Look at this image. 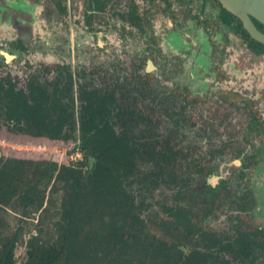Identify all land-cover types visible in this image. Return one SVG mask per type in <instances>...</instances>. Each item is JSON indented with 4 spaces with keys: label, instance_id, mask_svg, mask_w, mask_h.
Masks as SVG:
<instances>
[{
    "label": "rangeland",
    "instance_id": "1",
    "mask_svg": "<svg viewBox=\"0 0 264 264\" xmlns=\"http://www.w3.org/2000/svg\"><path fill=\"white\" fill-rule=\"evenodd\" d=\"M49 2L0 0V76H9L16 88H24L29 71L38 69L42 78H48L52 77L55 64L70 63L75 81L91 77L96 84L106 83V89L114 92L118 103L125 104L126 111L134 108L135 97L136 105L157 120L161 110L153 109L149 96L127 91L135 83L131 64L141 62L145 69L146 60L152 59L153 68L143 70V75L152 79L150 87H154L156 97L164 91L182 94L187 101L185 114L191 121L171 122L169 126L176 129L175 133L160 126L171 143L188 153L186 158L174 159L162 156L161 137L145 136L146 124L137 113L131 117L127 113L124 120L114 123L119 134L125 132L138 142L131 178H137L133 183L135 202L146 230L166 240L178 236L182 248L187 250L190 245L185 244L183 235L196 224L227 236L240 224L259 231L245 241L258 247L257 264H264V56L252 57L239 42L232 50L233 43L227 38L206 29L189 11L174 6L153 16L150 30L141 32L123 29L111 18L100 19L89 30L79 23L82 0H75L74 4L67 0V15L60 19ZM140 10L143 15L157 11L150 4H143ZM19 38L27 48L13 46ZM240 106L253 113L250 126L244 117L235 121L233 116L221 115ZM237 133L248 140L250 148L245 154H254L241 181L255 201L247 210L236 207V190L227 177L238 164L234 163L232 139ZM77 146L82 148L84 159L77 165L69 164V152ZM0 156L18 163L29 161L24 166L31 167L34 175L29 189L0 188V231L19 238L15 249L19 264L25 258L29 238L45 244L61 242L59 223L61 200L66 192L65 174L69 168L88 174L96 158L91 148H83L77 132L52 139L2 118ZM153 168L161 170L164 178L157 186L149 187L142 177ZM215 175L222 181L211 180ZM207 200L209 206L202 204ZM177 206L190 210V220L177 218L168 210Z\"/></svg>",
    "mask_w": 264,
    "mask_h": 264
},
{
    "label": "trees",
    "instance_id": "2",
    "mask_svg": "<svg viewBox=\"0 0 264 264\" xmlns=\"http://www.w3.org/2000/svg\"><path fill=\"white\" fill-rule=\"evenodd\" d=\"M237 21V28L249 37L238 17ZM250 43L254 50H264V43L252 36ZM106 85L85 79L78 83L75 96L68 70L42 79L32 74L27 89H15L9 78L0 77V118L52 139L67 138L77 132L83 148H91L96 158L88 174L75 168H69L65 174L66 192L61 200L59 223L61 242L45 244L29 238L25 258L19 264H257L258 247L245 240L259 231L245 229L240 224L230 236L196 224L183 235L185 244L190 245L187 250L182 248L178 236L166 240L146 230L135 202L133 183L137 178H131L138 142L125 132L119 134L114 123L124 120L127 113L130 117L137 113L145 121V136L161 137L163 157L186 158L188 153L171 143L165 131L152 127L150 113L143 109L136 111L135 107L126 111L125 104L118 103ZM127 91L136 94L146 93L148 89L144 81H139ZM171 118L174 123L182 121L180 116ZM202 129L207 132L205 127ZM166 131L175 133L176 129ZM235 135L234 156H238L244 153L248 140L244 135ZM243 155L241 166L231 171L228 181L236 190V207L247 210L255 201L241 181L254 154ZM25 163L29 161L18 163L0 156L1 189L15 191L31 187L34 175ZM147 173L142 179L149 187L157 186L164 178L157 168ZM168 210L177 218H191L188 208L177 206ZM18 242V237L0 231V264L17 263Z\"/></svg>",
    "mask_w": 264,
    "mask_h": 264
},
{
    "label": "flooded vegetation",
    "instance_id": "3",
    "mask_svg": "<svg viewBox=\"0 0 264 264\" xmlns=\"http://www.w3.org/2000/svg\"><path fill=\"white\" fill-rule=\"evenodd\" d=\"M74 1L75 0H69L70 4H74ZM82 2L84 5L82 15H81L82 22H79V21L78 22L80 24L87 26L89 30H93L96 23H98L100 19L105 20V19L111 18L114 22L123 26V29L127 30L128 28L131 31L138 30L141 32H146L150 30L149 27L151 25L153 16L155 17L156 15H162L163 11L167 7L174 6L177 9L178 8L181 9L182 11H189V13L191 14V17L197 22H201V24L204 25L206 29L212 30L214 32H218L221 36H223V38H227L229 43L230 42L233 43L231 44L232 50H234L235 42H239V43L244 44L243 45L244 50L247 51V53L250 54L252 57L264 56V50L256 51L251 47L250 45L251 35L249 34V37H248L242 32L241 29L237 28V23H238L237 17L238 16L232 11L228 10L223 5L221 0H82ZM49 4L53 7V9L56 10L55 12L57 13H55V16L58 19H60L62 15H67L66 14L67 9H68L67 0H50ZM143 4L144 5L148 4V6L150 4V6H154V8L157 10L156 13L153 15L152 14L143 15L142 11L140 10V6H142ZM250 18L255 24V26L261 32L264 33V23H262L260 20H258L256 17L252 15H250ZM66 19L67 18H65V20ZM239 20L241 24L243 25L240 18ZM150 37H151V40L155 41L154 36H150ZM15 45L21 48L28 47V45L25 44L21 38L16 39V43L13 46ZM152 65H153L152 59L146 60L145 69H143L141 62L136 61L133 64H131V67L133 68V73L135 74L134 84L138 83L139 81H144L145 86L148 89V92L146 93L137 92L136 94L137 95L146 94L147 96H149L150 103L151 105H153V109L157 107V108H160L161 110L159 119L157 120L155 117H152V115L150 114L154 122V124H152V127L157 128L160 131L163 130V129H160V126L165 127V130L170 129L171 127L169 126V124L173 122L171 118L172 115L174 117L180 116L182 117V119H186V120L188 119V121L190 122L191 117L190 116L187 117V114H185L187 101L184 97L181 96L182 94L177 93L175 91H174L175 93L172 92L168 94L166 93V91H164L162 96H157L158 98L156 97L155 91L153 89L154 87H152V89L150 87V85L153 84L152 79L143 75L144 71H146L147 69L153 68ZM84 67H87V63L85 62H84ZM70 68H71L70 63H57L53 66V75L55 76V75H58L60 72H66L68 70L72 75L73 88H74V92L76 96L78 83L80 81L85 80L86 78L84 77L83 79L79 78L78 81H75V79L73 78V73ZM32 74H35L40 79H42V72L40 73L38 69L29 71L26 76V85L24 88L21 87L22 89H27L28 79L30 78ZM5 77L11 80L9 76H5ZM88 79L92 80L95 83V80L93 78L89 77ZM14 88L20 89V88H16L15 84H14ZM132 103L134 104L136 111L137 109L138 110L140 109V107L136 105L137 99L135 102L133 101ZM232 109L233 110L230 109L231 112L226 113V114L224 113V111L221 112V114H223L222 116L229 117V118L233 116V119L235 121H238V119H241V117H244L246 120V125L250 126V121L253 118V113L250 110H246L244 106H240L239 109H236L235 107H233ZM139 119L142 123L145 122L140 117ZM232 124L234 125V123ZM234 137H236L235 134L232 135V139L235 143ZM247 144L245 146L244 153H247V148H250V146ZM243 154L238 155V156L233 155L234 163H238L236 167L241 166ZM229 175L230 174L226 176L229 177ZM214 179L221 180L218 175H215L211 178V180H214ZM203 190L204 189H202V191ZM205 197L208 198V196H205ZM208 203L209 201L207 200V202L205 201L202 204L208 205Z\"/></svg>",
    "mask_w": 264,
    "mask_h": 264
},
{
    "label": "water",
    "instance_id": "4",
    "mask_svg": "<svg viewBox=\"0 0 264 264\" xmlns=\"http://www.w3.org/2000/svg\"><path fill=\"white\" fill-rule=\"evenodd\" d=\"M223 5L235 13L252 37L264 42V33L253 23L250 15L264 23V0H221Z\"/></svg>",
    "mask_w": 264,
    "mask_h": 264
},
{
    "label": "built area",
    "instance_id": "5",
    "mask_svg": "<svg viewBox=\"0 0 264 264\" xmlns=\"http://www.w3.org/2000/svg\"><path fill=\"white\" fill-rule=\"evenodd\" d=\"M68 157H69L70 162H71V163L69 162V164H73V165L79 164V162L84 159V153H83L82 148H80L78 146L75 147L74 149H72L69 152Z\"/></svg>",
    "mask_w": 264,
    "mask_h": 264
}]
</instances>
